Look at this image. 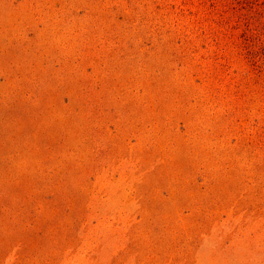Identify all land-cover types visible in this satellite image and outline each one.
Returning a JSON list of instances; mask_svg holds the SVG:
<instances>
[{
	"label": "rangeland",
	"instance_id": "374dc122",
	"mask_svg": "<svg viewBox=\"0 0 264 264\" xmlns=\"http://www.w3.org/2000/svg\"><path fill=\"white\" fill-rule=\"evenodd\" d=\"M0 264H264V0H0Z\"/></svg>",
	"mask_w": 264,
	"mask_h": 264
},
{
	"label": "trees",
	"instance_id": "16d2710c",
	"mask_svg": "<svg viewBox=\"0 0 264 264\" xmlns=\"http://www.w3.org/2000/svg\"><path fill=\"white\" fill-rule=\"evenodd\" d=\"M226 0H217L218 5H224Z\"/></svg>",
	"mask_w": 264,
	"mask_h": 264
}]
</instances>
